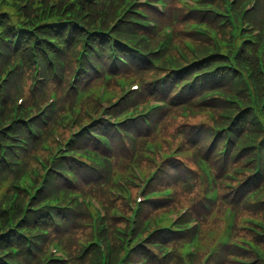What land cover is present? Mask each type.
<instances>
[{
    "label": "trees",
    "instance_id": "1",
    "mask_svg": "<svg viewBox=\"0 0 264 264\" xmlns=\"http://www.w3.org/2000/svg\"><path fill=\"white\" fill-rule=\"evenodd\" d=\"M20 1V0H19ZM67 1V0H66ZM7 2H9L7 0ZM69 2V0L67 1V3ZM16 4V3H15ZM64 10V9H63ZM62 10V11H63ZM62 11L58 12V14H60ZM67 14L69 15H73L71 12H67ZM0 18H2V22H3V29L6 35L12 36L14 38V40H18V38H24L23 42L24 44L21 46H16L14 47V45H7V44H1L2 47H4V49H9L10 51L4 53V54H0V69L2 68V65H5L8 62H14L16 60V58L21 55V57L25 60L26 62V69H25V79H24V83H22V89L20 91L21 94H25L26 96V102L27 103H32V101L34 100V98L36 97L40 85L38 87H30L31 86V81L33 79V74L35 71V66L36 63L34 61V55H32V49H31V45L30 43L27 41V39L25 38L28 34H19L18 31L16 30V28L13 26V22L11 17L9 16H3L0 15ZM29 19L28 16H26L25 21H27ZM33 21H35V18L32 19ZM43 21H41L37 26L36 29L37 32L44 37L47 33V30H50L51 27L50 26H43L45 23H42ZM23 23V22H22ZM33 27H35V25H33ZM55 29L60 30V32L65 33L66 28L62 27V26H58ZM75 29V32L77 34V41H76V48H80L82 41L81 39L83 38V33L80 34V40H79V31ZM56 30V31H57ZM64 36V35H62ZM34 38V41L36 43H41L38 41V39L34 36H32ZM32 41V39H31ZM34 43V42H33ZM43 46V44H38L36 46V49L38 51V56L41 58V60L43 61V64L46 66V68L49 67L47 60L44 56V53L41 49V47ZM49 47V46H47ZM109 50V49H107ZM74 62H75V57L71 54L70 57ZM210 62H213V65L219 64L220 62H222V59L219 57H215L213 58ZM43 67V65H42ZM219 72H223V73H229V76H232V72H227V71H219ZM258 80L262 83V76L261 74L257 71L256 73ZM221 76V75H219ZM227 76V75H224ZM13 75H11V77L9 78V82L11 81ZM233 78L234 79H240L239 83L237 85H233V84H228L226 87H228L230 92H236L238 94H241L242 96H244V99H248V93H247V87H246V83L243 80V77H241L238 74H233ZM54 81H56V79L53 77L52 80V84L51 85H55ZM9 82H7L5 85H9ZM238 87L244 88L245 92L241 93L240 91H238ZM4 87L0 85V111H1V105H4L6 108V112H5V116H0V124L5 123L7 120H9V117L12 114V110H11V106H12V102L13 99L12 97L10 98L9 95H6L5 93H3ZM263 90V86L259 85V92H262ZM10 98V99H9ZM219 97H216L215 99H213L212 101V108H214V110L216 111H224L225 109H228L229 111H232V113L237 112L239 110V107L237 104H232L230 102L227 101V99L221 97L220 99H218ZM220 115V112H218ZM240 116L237 119L236 124L240 123L243 124V122H246L245 124H243L242 126L244 127V132L242 134V138H247L251 139L253 141H256L259 139L260 135H258L259 133L262 132L261 130V126L260 123L257 121L256 117L254 116L253 111L251 110V108H247V109H243L242 111L239 112ZM218 120H223L221 116H217ZM235 122L233 124H235ZM234 125L233 129H236L240 126L238 125ZM254 129V130H253ZM52 144H55L54 141L51 139ZM250 148L245 149L242 152V155L236 160L238 161L239 159H242L244 157H252L251 159H254L257 157V153L260 152L261 156H263V167H264V140L261 143V148L255 147V146H251L249 145ZM1 149V148H0ZM46 151V150H45ZM45 151L43 150L42 146H36V148L34 147L32 149V152L30 154L29 157V162L36 167H40L39 163L36 161L34 154L35 153H45ZM48 153V152H46ZM49 155V153H48ZM47 155V156H48ZM45 156V155H44ZM45 156V157H47ZM46 160L48 159L45 158ZM1 160V157H0ZM240 162L242 164V166H245V168H248L249 165H247L245 163V160H240ZM67 165V163H66ZM70 165H67V167H69ZM251 166V164H250ZM8 174H9V169L6 166L5 163L0 161V175L4 177L3 182H5V180L8 178ZM239 173V177H240ZM55 177L53 174H49L48 175V182H47V186L53 190V191H59L58 186L54 185L52 182H55ZM256 179V178H255ZM255 179H249L250 181H245L243 183V185L245 186H250L252 185V182ZM242 185V186H243ZM262 188H264L263 184H261L257 189L261 190ZM15 191V188L13 189L12 192ZM64 191V190H63ZM247 192V191H245ZM62 191L59 192V194L62 196ZM238 194L241 192H237ZM244 193V192H243ZM251 195V192H250ZM27 194L25 192H21V197L20 200L17 203V211L20 213L22 210V205L21 202L23 200L27 199ZM67 198V196H66ZM226 200V203H228V199H224ZM236 199L232 200V202H235ZM241 204L244 205L243 207V212H246L247 215L253 216V217H257V218H261L264 219V199L261 200H257L256 198H250V200H246L245 198L240 201ZM53 206H56V204H54ZM10 213V212H9ZM6 211L1 212L0 211V233L1 230L6 227L8 225V217L6 216ZM57 214L61 216L62 218V222L63 225L61 227V229L58 228V226L55 224V220L48 215L47 213L44 212H40L38 214H31L30 216L34 215L36 221H38L39 223L44 224L45 226L49 227L52 230V234H51V238L58 236L60 238H62V240L64 241L66 247L68 248V250L71 252L72 254V260L68 263V264H100L101 262V256L99 254V251L97 250V248L95 246L88 248L87 250L85 249V245L88 241H90L92 239V237L94 238V233L95 231L93 230V222L91 219L90 214L88 213H84V215H87L88 217V224L85 221V223L82 221V217L76 215L73 211H57ZM34 217L31 218V220H34ZM82 228V229H81ZM85 231L86 233H84L81 231ZM11 244H8L6 241H4V238H0V264H4L3 260H2V256L8 258L9 260L13 261L16 264H20L21 262L24 264H42V258L45 256L46 252H47V244H48V238L43 237L41 238V245H43V247H39L38 244L35 242L33 243V248L28 249V246L26 245L25 240H23L21 237H19L16 234V231H11ZM242 237H250L252 239H254L256 242L260 243L261 246L264 248V235L262 236H257L251 232H246V231H242L241 234ZM10 239V238H8ZM116 239H113V242H116ZM18 243V244H16ZM17 246L20 250L19 255L16 257V259L13 258L12 255V250H11V246ZM88 245V243H87ZM5 246V248L3 247ZM4 248V249H3ZM146 247H139L136 251L132 252L131 258H138L140 256L146 255ZM37 253L38 255H43L42 257H36L37 255L34 254ZM239 252L241 254H239L241 257H244L246 259H250L251 261H249L250 264H264V262L262 260H260L259 258H257L256 255H254L249 249L247 250H239ZM18 259H22L21 262ZM139 260V259H137ZM253 261V262H252ZM49 264H57L54 262H50ZM226 264H237L233 261H228Z\"/></svg>",
    "mask_w": 264,
    "mask_h": 264
},
{
    "label": "rangeland",
    "instance_id": "2",
    "mask_svg": "<svg viewBox=\"0 0 264 264\" xmlns=\"http://www.w3.org/2000/svg\"><path fill=\"white\" fill-rule=\"evenodd\" d=\"M57 1L59 2L60 0H57ZM173 5H174V1H172V6ZM177 6L178 7H183V3H178ZM184 9H187V8L184 6ZM176 10H178V8ZM165 20H167V19H165ZM187 20L188 19L183 18V19L180 20L179 23L178 22L174 23L175 26H176V31L178 33V36L181 35L177 39V43L181 44V46H184V44H185V48L187 47V45H186L187 42L185 43L186 39H185V35L183 34V31L189 28L184 23ZM199 20H202V18H200ZM209 20L210 19H207V21H209ZM188 21H191V20H188ZM259 25H260V22H259ZM202 39L204 41L203 44L202 43H198L199 41L198 42H191V44H193L195 46H199L201 48L209 47V45H208L209 41L206 40L205 38H202ZM204 44H206L207 46L204 45ZM199 47H197V49L200 52H202ZM181 50H185V49L181 48ZM186 53H187V55L189 54V52H186ZM129 79H132V78H129ZM131 81H133V80H131ZM109 90H110L111 94H118L120 92V88H119L116 80H112L110 82ZM95 104H97L96 101H95ZM210 111H212V110L205 109V112L197 111L195 113L191 112L188 115H186L183 108L173 109L172 112H171L170 117L165 122V124L163 126V129L160 132V134H159V131L155 134L156 137H155L154 140L157 143L162 145L161 151L163 153H168V152H170L169 145L172 146V149H175L180 144V141L183 142V140H182L183 136L182 135H178V136L176 135L177 134V129H178V127L180 125L184 124V122L192 121V120L193 121H195V120L196 121H202V122L210 121V118H209ZM216 112H219V111H216ZM185 126H187V125H185ZM187 132H188V134L192 133L190 130H188ZM189 148H190V146H189ZM120 168L124 169L125 167H120ZM151 168H152V166L147 164V163H144L142 165V170L144 172H146V173L149 172ZM187 175H188V171L182 170L176 176L186 177ZM87 179H89L91 181V183H92L91 187L95 188L96 187V184H95L96 180L92 179L90 177H88ZM188 179H189L188 180V184H186L183 187L179 186L178 182L175 181V177L174 176H168L167 175L166 177H164L163 179L160 180L159 184L167 183L168 185L174 186L175 189L177 190L178 194H176V203L178 205V209H182L183 207L191 206V205L194 204L195 201H198L196 199L197 194H198V187L196 185H194L195 183L192 180V174L191 173H190V176L188 177ZM133 195H134V197L137 196V191L135 189H133ZM161 210H164V209H161ZM161 210H156L154 212L152 211L153 215L155 217L160 215L161 213L164 212V211H161ZM156 219H159V218L157 217ZM212 224H213V222L208 224V225L206 224V226L204 228L205 231H207V232L204 231L205 245L207 244L208 239H209V242L211 243L212 242V237L214 235H218L219 232H221L224 229V223L223 222H220L218 224V226H213ZM124 227H125L124 224H121L119 226V228H123V229H124ZM81 231L83 232V235H84V233H86L83 230H81Z\"/></svg>",
    "mask_w": 264,
    "mask_h": 264
}]
</instances>
